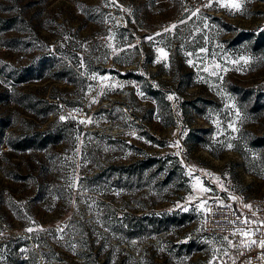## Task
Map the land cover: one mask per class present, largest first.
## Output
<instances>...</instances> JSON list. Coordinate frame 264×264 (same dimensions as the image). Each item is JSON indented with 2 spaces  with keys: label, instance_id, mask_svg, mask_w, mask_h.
Listing matches in <instances>:
<instances>
[{
  "label": "rangeland",
  "instance_id": "obj_1",
  "mask_svg": "<svg viewBox=\"0 0 264 264\" xmlns=\"http://www.w3.org/2000/svg\"><path fill=\"white\" fill-rule=\"evenodd\" d=\"M0 44V264H213L201 205L264 195V0H0Z\"/></svg>",
  "mask_w": 264,
  "mask_h": 264
},
{
  "label": "built area",
  "instance_id": "obj_2",
  "mask_svg": "<svg viewBox=\"0 0 264 264\" xmlns=\"http://www.w3.org/2000/svg\"><path fill=\"white\" fill-rule=\"evenodd\" d=\"M154 45L161 46V41ZM199 220L206 234L222 240L213 264H264V247L260 246L264 242V195L244 203L207 200L200 207Z\"/></svg>",
  "mask_w": 264,
  "mask_h": 264
},
{
  "label": "trees",
  "instance_id": "obj_3",
  "mask_svg": "<svg viewBox=\"0 0 264 264\" xmlns=\"http://www.w3.org/2000/svg\"><path fill=\"white\" fill-rule=\"evenodd\" d=\"M38 135H35L34 136V141H35V139H37L38 141H40V143H39V145H45L46 144V142H48V141H56L57 139H58V137H55V138H50V136H51V133L50 134H44L43 132H36ZM41 133H43L42 135H40ZM262 137H259V139H261ZM28 144H30L29 142L26 144V145H28ZM25 241H30V239H25ZM21 243H23V242H19L18 244H17V246H20L21 245ZM24 246H25V243H24ZM26 247V246H25ZM24 262L25 261V259H19L18 260V262Z\"/></svg>",
  "mask_w": 264,
  "mask_h": 264
},
{
  "label": "snow or ice",
  "instance_id": "obj_4",
  "mask_svg": "<svg viewBox=\"0 0 264 264\" xmlns=\"http://www.w3.org/2000/svg\"><path fill=\"white\" fill-rule=\"evenodd\" d=\"M207 6H211L210 4L209 5H207ZM221 6H223V7H226V8H230V9H235L236 11H239L240 10V4L239 3H235V2H233V3H231L230 5L229 4H222ZM193 14H195V13H193ZM173 27H175V25H173ZM168 29H166V31H167ZM161 53H162V55H167L166 53H164L163 52V50H161ZM173 97H169V99H172ZM62 119H63V117H62ZM234 131H235V129H233ZM232 146L231 145H228V148L230 149ZM203 191H207V189L205 188V189H202ZM248 207H250V206H248ZM29 231H31V229H29ZM244 235H248V233H244ZM253 243H255V241H253ZM260 246L261 247H264V242H261V244H260Z\"/></svg>",
  "mask_w": 264,
  "mask_h": 264
}]
</instances>
